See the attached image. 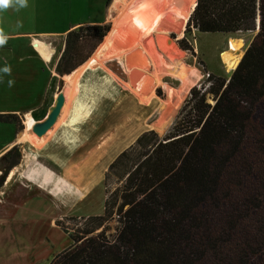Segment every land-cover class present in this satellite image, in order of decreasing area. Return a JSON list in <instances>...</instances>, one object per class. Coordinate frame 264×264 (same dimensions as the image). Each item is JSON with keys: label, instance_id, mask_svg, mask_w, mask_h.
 I'll return each mask as SVG.
<instances>
[{"label": "trees", "instance_id": "obj_1", "mask_svg": "<svg viewBox=\"0 0 264 264\" xmlns=\"http://www.w3.org/2000/svg\"><path fill=\"white\" fill-rule=\"evenodd\" d=\"M257 19L229 78L209 74L163 135L145 130L108 165L103 213L65 217L82 221L72 234L55 221L72 243L48 264H264V0H197L184 32H246ZM109 31L69 30L58 73L83 64L85 44ZM177 45L195 55L185 36ZM20 157L17 146L3 155L0 187Z\"/></svg>", "mask_w": 264, "mask_h": 264}, {"label": "rangeland", "instance_id": "obj_2", "mask_svg": "<svg viewBox=\"0 0 264 264\" xmlns=\"http://www.w3.org/2000/svg\"><path fill=\"white\" fill-rule=\"evenodd\" d=\"M114 1L115 0H110L109 4L106 5L109 19L102 23L110 25V31L107 33V35H112L113 40L117 32L115 25L117 23H123V20L128 18V11L130 10V8L137 7L136 9L140 13L142 10L146 11L147 7H153V10H155V8H161V6L159 5L154 6L149 4L150 0H120V2L124 4V8H122L120 12L116 14L110 9ZM74 2H76V0H74ZM142 23L143 26L147 28L144 31L142 30L134 34L133 38L130 37L129 50H124L126 52L120 51L121 58H125V54H128L129 52H135L134 54L139 60L143 61L147 59L148 53L145 49H143V46L140 45L138 42L134 44L135 41L144 39L147 35H149V40L152 42L154 47L160 50L157 41L158 34L156 32L157 29L155 23L153 22L150 24L146 22V19L144 18L140 20L139 24L141 25ZM50 29H52L51 45L53 49L55 48L54 53L49 62L50 77L51 80L53 79L56 82L57 96L59 91L65 92V90L67 89L68 80L64 76L66 74L60 75L55 71L56 64L63 51V46L61 42L62 32L59 31L57 33L56 30H58V28L52 27ZM184 30L185 26L180 36L173 32L169 33L168 35L175 41L176 44L177 40L185 36L188 43L192 45L195 55L193 56L190 52L184 51L183 59L188 65L197 68L201 74V79L194 85L197 88H201L203 86L208 85L206 79L209 74L229 78L237 62L240 60V58H242L245 49L251 42L254 35L257 33L256 27L253 30H249L246 32L241 31L228 34L201 33L197 32L196 30H191L190 32L185 33ZM171 35H173V37ZM104 38L96 46H94V43L85 44L83 48V54L90 51L91 54L89 58L77 68L81 67V70H84V73H86L87 75H100L101 77H104L107 82L110 81L114 84L125 86V82H127V72L125 71L124 65L125 63H122L117 56H112L109 59H103L100 62H94L92 64H89L90 59H92L95 53L100 49ZM233 42H236L238 46H233ZM77 68H75L73 71H75ZM138 69L141 70V72L147 78L152 76L153 74L152 68L149 70H145L142 69V67L138 66ZM165 81L171 84L172 86L178 85L176 81L170 78L165 79ZM189 92L186 98L184 99L182 105L178 109L177 113L185 104L189 96ZM155 93L159 98H165V91L161 85L155 87ZM79 100L80 102L85 103L86 106L89 105L86 100L82 98H79ZM208 101L210 103L212 102L211 100ZM163 108L164 105L162 104L157 108V110L154 111V113L149 117V126H146L144 129H142L140 134L145 132V130H154L159 135H163L167 131V129L170 127L171 123L175 119L177 113L174 115L167 127H165L163 130L157 131L152 128V123L159 116ZM45 109H48V106H44L41 111L35 112L32 115L33 117L24 118V116L21 115V118L19 119L17 125L14 124V126L15 128L16 126H20L21 129L19 131H23V133L26 134L24 137L25 142L16 145L19 148L21 157L23 148L25 150L29 148L31 151V159L28 160V158H25L22 164H27L28 169H31V172H33L36 168L34 167V164H36L37 162H41L42 158L51 159L52 166L54 167L53 170L50 165V173L51 177L53 178L52 181L48 179V176L50 174L49 172H46L45 175H43L44 183L48 184V186L45 188L49 190V196L51 197V199L47 198L48 196L46 195H42L41 193L36 191V189L27 191L26 193V191L23 192L22 190L18 189L17 186L9 188L7 194H0V201H3L4 199V201L0 203V264H48L54 255L64 250L72 243L69 238V233L72 234L81 227L82 221H65V217L73 216L80 218L93 215H101L103 213V202L106 196L104 192L103 179L99 183L97 181H94L93 183L95 184L92 183V186L87 188V190H85L81 195L72 200L68 199V201L65 202L62 199L61 201L57 199L58 195L56 193H65L67 191L66 189H64L59 190L60 192H57L58 187L59 189H63V187L65 188L69 185V191H73L72 189L76 188L73 175L75 174L74 171L76 170L78 164L76 166L74 156L77 150L81 151L79 145L76 144L75 146L73 145V147H71L73 150H75V154L74 152H71V154H69L68 152L65 153L66 145H61V141L65 142L68 139H82L92 142V140L89 136H84L81 133L77 134L73 130H63L61 128L63 124H65V116H63L58 121V124L51 129L50 133L46 134L42 140L38 141L39 137L32 132V126L35 123L34 120H37L39 119V117H42V114ZM77 119L78 118L74 120L73 118V121L76 124L79 123V119ZM30 133L33 135V139L28 140L27 134L29 135ZM134 140L129 142L123 149H126L128 146H130ZM97 148L99 147L97 146L96 149ZM122 150H120L119 152H121ZM102 151H105V149H103ZM65 156L67 157V159L68 156H70L67 163ZM4 163V159H0V174ZM107 167L105 170H103L102 176L103 173L107 170ZM57 169H59V171ZM39 173L41 172L39 171ZM11 174L13 175V173ZM60 176H62L63 179H66V183H64L65 185L62 181L61 186H58V182L61 181L58 180V177ZM5 181L3 182V185ZM5 188H7V186ZM36 194L38 195V199L36 201L30 198L31 195L37 196ZM28 196L29 200H27L26 198ZM14 201L18 203L17 215L14 213ZM52 217L55 219H52ZM51 219L54 223L53 225L51 223ZM57 220L65 222V227L67 228V231L69 233L65 232L61 227L55 225V221ZM107 225L109 226L108 231L113 232L115 222L110 221ZM56 251L58 252L56 253Z\"/></svg>", "mask_w": 264, "mask_h": 264}, {"label": "bare ground", "instance_id": "obj_3", "mask_svg": "<svg viewBox=\"0 0 264 264\" xmlns=\"http://www.w3.org/2000/svg\"><path fill=\"white\" fill-rule=\"evenodd\" d=\"M196 1L150 0L149 4L159 5L161 8L153 10V7H147L146 11L142 10L140 13L136 9L137 7H132L128 11V18L124 19L123 23L115 25L117 32L114 40L112 35H106L100 49L90 59L89 64L117 56L122 63H125V71L127 72L125 86L107 82L100 75H87L84 70H81V67L64 75L68 80L67 89L65 92L62 91L64 103L53 127L65 116V124L61 128L65 131L73 130L77 134L89 136L94 145L84 140L77 142L81 151H76L74 159L82 158L84 161L92 156L91 162L89 160L88 166L81 171V178L74 177L79 182L78 187L72 189L73 191H69V185L59 189L67 190L65 193H57L60 201L63 199L66 202L68 199L72 200L78 197L94 181H99L108 163L129 142L134 140L142 129L149 126V117L162 104L164 108L152 123V128L161 131L167 127L182 105L190 88L201 79L198 69L184 61V51L168 35L172 32L178 36L182 34ZM122 8H124V4L120 0H115L110 7L112 12L116 14ZM143 18L150 24L155 23L160 50L154 47L149 40V35H147L144 39L134 42V44L138 42L147 51V59L139 60L134 54L135 52H129L125 54V58H121L120 51L129 50L130 37L133 38L134 34L147 28L143 26V23L139 24ZM233 46L237 47L238 44L233 42ZM138 66L145 70L152 68V76L147 78L138 69ZM167 78L176 81L178 85L172 86L167 83L165 81ZM158 85H161L165 91L164 99L159 98L155 93V87ZM56 88V82L52 79L48 95L53 98V104L49 107L48 113L47 109L43 112L42 119L44 118V120L55 104ZM79 98L86 100L89 105L86 106L85 103L80 102ZM73 118L74 120L78 118L79 123L76 124ZM51 129L46 134L50 133ZM29 135L33 137L31 133ZM97 146L104 148L105 151L97 153ZM75 163L77 166L78 163ZM36 166L37 163L34 164V167ZM78 168L79 164L76 167V172L82 169ZM95 171L97 176L94 175ZM33 172L29 173L30 178L32 174L36 176L35 178H40L41 175L37 171V167ZM42 186L48 185L42 180Z\"/></svg>", "mask_w": 264, "mask_h": 264}, {"label": "crops", "instance_id": "obj_4", "mask_svg": "<svg viewBox=\"0 0 264 264\" xmlns=\"http://www.w3.org/2000/svg\"><path fill=\"white\" fill-rule=\"evenodd\" d=\"M108 4L107 0H76V2L74 0H27V7L18 8V6H14L0 10V30L7 37L6 42L0 45V114H15L19 118L23 115L24 118H27L33 117L32 115L35 112L41 111L44 106H48L49 109L53 104V98H50L48 95L52 81L49 62L55 49L51 45L52 29L50 28H58L56 30L57 33L59 31L62 32L61 42L64 48V38L69 30L76 29L79 26L98 25L107 21L109 18L106 5ZM6 67L9 69L8 72L4 71ZM9 81L13 82L11 86H9ZM42 120L44 118L39 117L34 122H40ZM25 135L23 131H17L13 123L0 122V159L13 146L25 142ZM43 138H38V141ZM27 139L30 140L33 137L27 134ZM81 140L68 139L65 142L61 141V145H66L65 153L68 152L71 154V152L75 151L71 147L73 145L75 146ZM87 142L94 145L93 140V143ZM103 149L97 148V153H102ZM30 154L31 151L29 148L26 150L23 148L20 163L8 172L6 181L0 188V194H7L9 188L17 186L18 189L23 192L26 191V193L27 191L36 189V191L51 199L49 190L42 186V180L43 175L46 172L50 173L51 167L52 169L54 168L52 161L50 158H42V161L37 162L36 166L37 171H40V175L42 176L37 179L32 174V178H30L29 173L31 174V169H28L27 164H22L25 158H28V160L31 159ZM116 156L117 154L113 159ZM91 157L86 158L84 161L82 158H78V161L75 160L79 164L78 169L82 168L78 172L76 170L74 171L75 174L73 176L75 178L77 176L78 178L82 177L81 171L88 166ZM65 159L67 163L69 159L66 156ZM57 170L59 171V169ZM95 172L94 175L97 176V172ZM103 177L104 173L102 178L97 182L99 183ZM75 178V187H78L79 182ZM48 179L52 181L51 173ZM58 180H61L58 182V186H61L62 181L63 184L66 183V179H63L62 176L58 177ZM6 186L7 188H5ZM57 189L58 192L59 187ZM31 196L30 198L35 201L38 199V195ZM26 198L29 200V196ZM3 201H0V203ZM17 204L15 201L13 202L14 213L16 215L18 209ZM52 219L55 218L52 217ZM52 219L51 223L53 225Z\"/></svg>", "mask_w": 264, "mask_h": 264}, {"label": "water", "instance_id": "obj_5", "mask_svg": "<svg viewBox=\"0 0 264 264\" xmlns=\"http://www.w3.org/2000/svg\"><path fill=\"white\" fill-rule=\"evenodd\" d=\"M258 24H259V20L257 22V28L256 30H258ZM63 52L60 55V58L56 64L55 67V71L58 73L60 70V59L62 57ZM64 103V95L61 91L58 92L57 96H56V102L54 104V106L51 108L47 118L42 121V122H38L35 123L32 126V132L38 136V137H42L43 135L46 134V132L51 129L53 127V125L55 124L59 114H60V110L63 106Z\"/></svg>", "mask_w": 264, "mask_h": 264}, {"label": "clouds", "instance_id": "obj_6", "mask_svg": "<svg viewBox=\"0 0 264 264\" xmlns=\"http://www.w3.org/2000/svg\"><path fill=\"white\" fill-rule=\"evenodd\" d=\"M14 6H18V8L27 7V0H0V10H5ZM6 39L7 37L3 34V31L0 30V45H3ZM4 71L8 72L9 69L6 67ZM12 83V81H9V86H11Z\"/></svg>", "mask_w": 264, "mask_h": 264}, {"label": "built area", "instance_id": "obj_7", "mask_svg": "<svg viewBox=\"0 0 264 264\" xmlns=\"http://www.w3.org/2000/svg\"><path fill=\"white\" fill-rule=\"evenodd\" d=\"M257 22H258V19L256 20V28H257Z\"/></svg>", "mask_w": 264, "mask_h": 264}]
</instances>
